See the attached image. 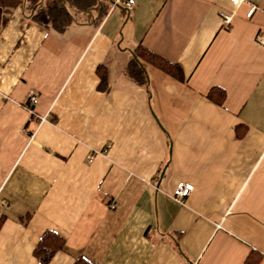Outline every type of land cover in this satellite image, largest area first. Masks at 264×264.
<instances>
[{"label":"crops","instance_id":"crops-1","mask_svg":"<svg viewBox=\"0 0 264 264\" xmlns=\"http://www.w3.org/2000/svg\"><path fill=\"white\" fill-rule=\"evenodd\" d=\"M56 1L0 0V264H264V0Z\"/></svg>","mask_w":264,"mask_h":264},{"label":"trees","instance_id":"trees-1","mask_svg":"<svg viewBox=\"0 0 264 264\" xmlns=\"http://www.w3.org/2000/svg\"><path fill=\"white\" fill-rule=\"evenodd\" d=\"M33 4L38 5L41 0H31ZM77 2L79 4H92V0H62L63 6H60L58 1L53 2L50 7L46 10H43L39 15L36 16V20H38L40 23H53L54 25H58V29L63 30L65 26L67 25V22L70 20L71 15L70 12L67 10L66 2ZM66 23V24H65ZM135 59L137 58H143L144 60L148 62H152L154 64H157L159 67H161L163 70L167 72H174L176 70L178 72V68L174 64H170L164 60H161L157 58L154 54L147 51L144 48H138L135 52ZM128 73L134 81H136L138 84H146L147 83V75L145 73V70L141 67V65L138 63L137 60H135L129 67ZM179 76L178 74H176ZM225 99L224 92H222L221 100L218 101L219 103H223ZM64 247V241L63 239L54 232H47L43 238L40 240L39 245L36 248V254L38 256L41 255H50L54 253L56 250L62 249ZM48 249L50 252H48ZM48 258V257H47ZM47 260V259H46ZM78 264H87L84 261H78Z\"/></svg>","mask_w":264,"mask_h":264},{"label":"built area","instance_id":"built-area-1","mask_svg":"<svg viewBox=\"0 0 264 264\" xmlns=\"http://www.w3.org/2000/svg\"><path fill=\"white\" fill-rule=\"evenodd\" d=\"M234 6H239L241 3H243L244 0H229ZM121 0H116L114 2V5H119ZM126 6L129 10L133 9L134 6V0H128L126 2ZM255 12V8H251L248 12V17H252V15ZM223 23L227 28H230L232 23V16L230 14H227L225 12L221 13ZM261 44L264 45L263 39H258ZM31 104H36L38 102L37 98L35 96H31L30 98ZM49 116H43L41 118V122L47 121ZM194 190V185L186 182H180L176 189L174 190V193L172 195V198L178 202V203H184L185 200L191 195V193Z\"/></svg>","mask_w":264,"mask_h":264}]
</instances>
